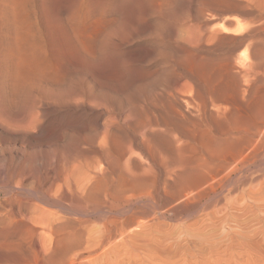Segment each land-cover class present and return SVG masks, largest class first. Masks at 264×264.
Returning a JSON list of instances; mask_svg holds the SVG:
<instances>
[{"label":"rangeland","instance_id":"1","mask_svg":"<svg viewBox=\"0 0 264 264\" xmlns=\"http://www.w3.org/2000/svg\"><path fill=\"white\" fill-rule=\"evenodd\" d=\"M18 2L26 40L22 92L13 78L8 88L0 80L2 102H12L4 104L6 133L0 131V264H40L43 256L53 264H264V0ZM19 111L22 127L15 124ZM257 127L258 148H245L246 165L231 172ZM168 137L182 139L198 161L218 155L231 167L214 179L211 169H198L197 185L170 179L155 166L169 151ZM127 144L134 149L132 173L149 161L141 163L149 173L142 178L140 171L136 191L111 182L120 172L115 157ZM88 175L109 179L102 183L110 187ZM84 181H98L103 200L105 191L115 192L106 201L117 199L88 202ZM110 216L120 224L116 235L108 231Z\"/></svg>","mask_w":264,"mask_h":264},{"label":"bare ground","instance_id":"2","mask_svg":"<svg viewBox=\"0 0 264 264\" xmlns=\"http://www.w3.org/2000/svg\"><path fill=\"white\" fill-rule=\"evenodd\" d=\"M21 1V0H20ZM20 5H22L21 3L19 4V2H18V0H0V80L2 81V80H4V83H6V82H9L8 81V79L9 78H13V82H14V84H15V86H16V93H17V95L19 96L20 95V92H22V90H21V78H20V69L22 70V64L25 62L24 60V62L22 61V59L24 58L25 59V54H24V52H23V50H25L24 48H22V45L24 44L23 42H26V40H24V38H25V36L23 37V35H22V32L23 31H25V30H23V23H24V21L22 20L21 21V19H22V17H21V11H20V7H21V9H22V6H20ZM52 20V19H51ZM47 21L49 22L50 21V18H48L47 19ZM21 22H22V25H21ZM47 22V23H48ZM52 22L53 21H51V23L50 24H47V26H50L51 27V24H52ZM54 23V22H53ZM53 26V25H52ZM49 27V28H50ZM205 27V26H204ZM48 28V29H49ZM53 29H55V27H52ZM207 28V27H206ZM209 28V27H208ZM204 29V28H203ZM210 29V31H211V28H209ZM23 30V31H22ZM50 31V30H49ZM48 31V32H49ZM209 31V30H208ZM51 32V31H50ZM23 34H25L24 32H23ZM52 34H53V32H52ZM49 35H51L50 33H49ZM200 35V34H199ZM201 35H202V33H201ZM50 37V36H49ZM25 45V44H24ZM23 45V46H24ZM25 47V46H24ZM23 49V50H22ZM257 53V52H256ZM253 54V53H252ZM248 58H249V56H248ZM241 59H243V57L241 58ZM245 59V58H244ZM243 59V60H244ZM250 59V58H249ZM242 61V60H241ZM23 62V63H22ZM202 62V61H201ZM240 63H242V62H240ZM242 65H240V67H241ZM244 68V67H243ZM13 69H14V71H13ZM175 69V68H174ZM190 70H191V68H190ZM40 71V70H39ZM13 72H15V74L13 73ZM12 74H14V76H12ZM245 75V74H244ZM23 77V76H22ZM173 77V76H172ZM180 77V76H179ZM239 77V76H238ZM251 77H253V76H251ZM177 78V77H176ZM176 78L174 79V80H176ZM232 78V77H231ZM241 78V77H240ZM237 79V78H236ZM239 79V78H238ZM243 79H244V77H243ZM10 80V79H9ZM11 81V80H10ZM24 81V80H23ZM214 82V81H213ZM216 82V81H215ZM238 82H239V87L241 88L242 86H243V84H242V82H241V80H238ZM3 83V82H2ZM2 83H1V86H3L2 85ZM177 83V82H176ZM249 83V82H248ZM7 84V83H6ZM9 84H10V82H9ZM9 84H7V88H8V85ZM13 84V85H14ZM11 85V84H10ZM0 86V87H1ZM211 86V85H210ZM10 87V86H9ZM22 87H25V85L24 86H22ZM208 87V86H207ZM7 88H4L5 89V92H6V89ZM26 88V87H25ZM253 88H255V87H253ZM12 89H14L13 87H12ZM215 89V88H214ZM242 89H243V87H242ZM245 89V88H244ZM248 89V88H247ZM3 90V89H2ZM229 90V89H228ZM255 90V89H254ZM253 90V91H254ZM8 91V90H7ZM10 92V91H9ZM8 92V93H9ZM12 92V94H13V91H11ZM10 92V93H11ZM167 92V91H166ZM213 92V91H212ZM235 92V91H234ZM7 93V94H8ZM196 93V92H195ZM2 94H3V91H2ZM4 95V94H3ZM22 95V94H21ZM169 95H171V94H168V96ZM174 95V94H173ZM173 95H171V96H173ZM2 95L0 94V97H1ZM6 96L7 95H5V98H6ZM8 96H9V94H8ZM7 96V98L9 99V97ZM174 96H176V95H174ZM173 96V97H174ZM4 97V96H3ZM177 97V96H176ZM176 97H175V99L173 100V98H171V104L173 103L172 102V100L173 101H175L176 100ZM182 97V96H181ZM13 99V96L12 97H10V99ZM20 99V98H19ZM170 99V98H169ZM188 99V98H187ZM192 99L193 100H195V98H193L192 97ZM6 100V99H5ZM25 100V99H24ZM168 100V99H167ZM177 100H178V98H177ZM184 100V99H183ZM192 100V101H193ZM261 100V99H260ZM2 101H4L3 99H2V97L0 98V131L1 132H5V129H4V126H5V123L7 122V116H6V113H7V111H6V109H5V107H4V104L6 103V102H11V100H9V101H7L6 100V102L4 103V102H2ZM19 101V100H18ZM17 101V102H18ZM2 102V103H1ZM22 102V101H21ZM167 103H168V101H166ZM179 101H176L175 103L178 105L179 103H178ZM189 102V100H186V104ZM12 103V102H11ZM15 103V102H14ZM182 103V102H181ZM190 103H192L191 102V100H190V102L188 103L189 104V106H190ZM3 104V105H2ZM7 104V103H6ZM256 104V103H255ZM8 105L10 106L11 104H9L8 103ZM13 105V104H12ZM16 105V104H15ZM21 105V104H20ZM20 105H17L18 107V109L20 108ZM170 105V104H169ZM192 105H194V102H193V104H191V106L190 107H194V106H192ZM195 105H197L196 103H195ZM171 106V105H170ZM176 106V105H175ZM174 106V108H176ZM184 106V105H183ZM186 106H188V105H186ZM185 106V107H186ZM181 107V106H180ZM179 107V105H178V108H180ZM198 107V106H197ZM6 108H8V107H6ZM9 108H12V106L11 107H9ZM16 108V107H15ZM49 108H51V107H49ZM48 108V109H49ZM158 108V107H157ZM177 108V109H178ZM188 108V107H187ZM196 108V107H195ZM13 109V108H12ZM47 109V110H48ZM176 109V110H177ZM181 109V108H180ZM186 109V108H185ZM194 109V108H193ZM192 109V110H193ZM52 110V109H51ZM153 110H155V109H153ZM179 110V109H178ZM182 110V109H181ZM188 110V109H187ZM16 111V110H15ZM180 111V110H179ZM223 111V110H222ZM47 112H49V111H47ZM150 112V111H149ZM177 112V111H176ZM189 112H190V110H189ZM197 112V111H196ZM218 112V111H217ZM12 113V112H11ZM23 113V112H22ZM147 113H148V111H147ZM156 113V112H155ZM174 113V112H173ZM181 113H183V112H181ZM185 113V112H184ZM188 113V112H187ZM193 113V112H192ZM216 113V112H215ZM153 114V113H152ZM168 114V113H167ZM178 114V113H177ZM190 114H191V112H190ZM198 114V113H197ZM150 115V114H149ZM154 115H156V114H154ZM161 115V114H160ZM169 115V114H168ZM179 115V114H178ZM192 115V114H191ZM191 115H190V117H191ZM177 116V115H176ZM182 116H183V114H182ZM193 116V115H192ZM195 116H197L198 117V115H196L195 114ZM194 116V118H196ZM30 117V116H29ZM150 117V116H149ZM31 119H32V117H30ZM34 118L35 117H33V119L32 120H34ZM177 118V117H176ZM178 118H179V116H178ZM177 118V119H178ZM181 118V117H180ZM183 119H184V116L182 117ZM186 118H188V116H186ZM183 119H182V121H183ZM189 120H190V118H189ZM234 120H235V118H234ZM22 121H23V119H22V117H21V114H20V111H19V113H17L16 114V119H15V124H16V126H21V124H22ZM180 121H181V119H180ZM187 121V120H186ZM185 121V122H186ZM194 121V120H193ZM12 122V121H11ZM185 122H183V123H185ZM197 122V121H196ZM195 122V123H196ZM218 122V121H217ZM13 123H14V121H13ZM27 123V122H26ZM32 123V122H31ZM36 123V122H35ZM142 123H143V121H142ZM160 123V122H159ZM264 123V122H263ZM34 124V123H33ZM145 124V122L143 123V125ZM149 124V123H148ZM193 124V123H192ZM248 124V123H247ZM257 124H259V123H257ZM142 125V124H141ZM159 125V124H158ZM158 125H157V127H158ZM195 125V124H194ZM36 126H38V125H36ZM46 126V125H45ZM147 126V125H146ZM149 126V125H148ZM150 126H151V124H150ZM149 126V127H150ZM231 126V125H230ZM235 126V125H234ZM238 126V125H237ZM255 126V125H254ZM12 127V126H11ZM22 127V126H21ZM26 127H28V130L30 129L29 128V126H26ZM34 127V126H33ZM32 127V128H33ZM47 127V126H46ZM49 127V126H48ZM163 127V126H162ZM238 127H240V126H238ZM237 127V130L239 129ZM248 127V126H247ZM15 128V127H14ZM53 128V127H52ZM141 128V127H140ZM144 128H146V127H144ZM148 128V127H147ZM156 128V127H155ZM242 128H244V127H242ZM22 129H24V127L22 128ZM48 129V128H47ZM50 129V128H49ZM139 129V128H138ZM177 129V128H176ZM140 130V129H139ZM146 129H144V131H145ZM154 130V129H153ZM162 130H164V129H162ZM161 130V131H162ZM171 130V129H170ZM230 130V129H229ZM232 130H233V128H232ZM237 130H235V131H237ZM251 130V129H250ZM47 131V130H46ZM52 131H53V129H52ZM52 131H50L51 133H52ZM142 131V130H141ZM141 131H139L140 133H141ZM196 131H198L197 129H196ZM235 131H234V133H235ZM244 131H245V129H244ZM247 131V130H246ZM253 131V130H252ZM95 132V131H94ZM98 132V131H97ZM108 132V131H107ZM111 132V131H110ZM127 132V131H126ZM146 132V131H145ZM172 132V131H171ZM242 132V131H241ZM248 132V131H247ZM260 132V128L259 127H257L256 128V131L255 132H253V135H250V136H246V144H245V147H243V150H241V152L239 153V162H238V164H236V166H232V168H231V172L232 171H235L236 169H238L240 166H245L246 165V162L248 161V158H249V156L250 155H248V154H246L245 153V151H244V149L245 148H247L248 150H251V148H255V147H257V142H255V140L256 141H258L257 139H254V137L255 136H257V134ZM6 133V132H5ZM47 133H48V131H47ZM50 133V134H51ZM101 133V132H100ZM123 133V132H122ZM143 133V132H142ZM162 133V132H161ZM230 133V132H229ZM231 133H233V132H231ZM262 133V132H261ZM2 133H0V136H3V135H1ZM133 134V133H132ZM173 134V133H172ZM175 134V133H174ZM236 134V133H235ZM247 134V133H246ZM249 134H251L250 132H249ZM99 135V134H98ZM127 135V134H126ZM133 135H135L136 136V134H133ZM146 134H144V136H145ZM177 135V134H176ZM223 135V134H222ZM232 135V134H231ZM240 135V134H239ZM238 135V136H239ZM262 135V134H261ZM121 136V135H120ZM235 136V135H234ZM238 136H236V137H238ZM245 136V135H244ZM4 137V136H3ZM99 137V136H98ZM123 137V136H122ZM141 137H143V136H141ZM175 138H176V136H174ZM1 138V137H0ZM129 138V137H128ZM145 138V137H144ZM143 138V139H144ZM153 138V137H152ZM180 138V137H179ZM178 138V139H179ZM241 138V137H240ZM2 139V138H1ZM4 139V138H3ZM92 139H94V138H92ZM209 139V138H208ZM227 139V138H226ZM242 139V138H241ZM259 139V138H258ZM260 139H262V138H260ZM138 140V139H137ZM159 140V139H158ZM182 139H180V142H182L181 141ZM220 140H221V138H220ZM220 140L218 141V140H216L215 141V146L218 148V147H221L220 145H221V142H220ZM111 141V140H110ZM116 141H117V139H116ZM131 141V140H130ZM143 141V140H142ZM233 141V140H232ZM237 141V140H236ZM124 142V141H123ZM129 142V141H128ZM138 142V141H137ZM180 142H178V140H175V139H172V138H169L168 137V139H167V141H166V144H167V149H169V151L166 153V155H165V157H161V159H159L158 160V162L157 161H154V162H157V164L155 165V166H157V167H159V168H161L162 170H164V175H165V173H166V176L168 177V178H173V177H177L176 179H178L179 178V180H181V181H185V183H187L186 181H188V182H195V185H197V183H198V169H200V168H208V169H211V173H209V177H211V178H215L214 177V174L215 173H218V172H220V171H223V170H226V169H228L229 167H231V165H230V162L227 160V159H225V160H223L222 158H220V157H218V155L216 156H213L212 157V159L211 160H206L205 158L203 159V160H201V161H198V156H195L194 158L193 157H191L190 155H187V153H186V151H185V149L182 147V145L180 144ZM222 142H224V141H222ZM233 142H235V141H233ZM262 142V141H261ZM105 143V142H104ZM132 143V142H131ZM149 143H151V142H149ZM182 143H184V142H182ZM237 143H239L238 141H237ZM117 144V143H116ZM143 144V143H142ZM145 144V143H144ZM146 145V144H145ZM188 145V144H187ZM104 146V145H103ZM123 146H124V144H123ZM133 146H134V144H133ZM144 146V145H143ZM191 146V145H190ZM196 146V145H195ZM244 146V145H243ZM101 147H102V145H101ZM136 147V146H135ZM103 148V147H102ZM109 148V147H108ZM132 144H127V147L126 148H124V149H122V150H119L120 151V153H118L117 154V156L115 157V160H114V162H115V165L114 166H116V169H118L120 172L116 175V177H113V175H112V178H111V182L112 183H115V184H118V185H116L117 187H119V185H121L123 182H127V183H129V185H132L131 187L133 188V185H136L135 187H137V185L138 184H140L141 182H142V179L140 178V176L138 175L139 173H140V171H142L143 172V170L141 169V168H143V167H145L146 168V166H144L143 165V167H141V163H142V159H141V157H140V160H142L141 162L140 161H138V159H136L137 161H138V163L140 162V171H137V169H134V171H137L138 172V174L136 175V174H134V173H132V170H131V163L130 162H132L131 161V158H133V157H131V156H133L134 154H132V155H130V153H134L133 151H134V149L132 150ZM142 148V147H141ZM187 148V147H186ZM258 148V147H257ZM117 149H119V148H117ZM208 149V148H207ZM101 150V149H100ZM247 150V151H248ZM254 150V149H253ZM144 151V150H143ZM153 151H154V149H153ZM194 151V150H193ZM116 152V151H115ZM196 153H197V151H195ZM107 153H109V151L107 152ZM135 153H137V152H135ZM142 153V152H141ZM105 154V153H104ZM113 154V153H112ZM139 155V154H138ZM142 155V154H141ZM128 156V157H127ZM160 156H162V155H160ZM127 157V159H125ZM205 157V156H204ZM137 158V157H136ZM155 158V157H154ZM227 158V157H226ZM125 159V160H124ZM146 159H147V157H146ZM153 159V158H152ZM122 160H124L125 161V163H123L122 164ZM123 161V162H124ZM147 162V164H148V160L146 161L145 160V162L143 161V163H146ZM153 162V161H152ZM5 163V162H4ZM138 163H136V164H138ZM142 163V164H143ZM110 164V163H109ZM151 163H149V165H150ZM133 165V164H132ZM155 166H154V168H155ZM149 167V166H148ZM147 167V170L149 169L150 170V168H153V165L150 167V168H148ZM135 168H137V165H136V167ZM153 168V169H154ZM102 169V172H103V170H104V168H101ZM152 169V170H153ZM139 170V169H138ZM146 170V169H145ZM144 170V171H145ZM146 170V171H147ZM62 171V170H61ZM94 171V170H93ZM96 171H98V170H96ZM101 171V170H100ZM230 171V170H229ZM109 172V171H108ZM108 172L106 171L105 173L109 176V174H108ZM140 173L141 174V177H142V174H144V172L143 173ZM230 172V173H231ZM92 173H94V172H92ZM97 173V172H96ZM112 173V172H111ZM149 173V172H148ZM148 173H145L146 175H148ZM158 173V172H157ZM144 174V175H145ZM156 174V173H155ZM90 175V174H89ZM89 175L86 177L87 179L89 178V179H100V178H97V177H92V178H90L91 177V175H90V177H89ZM95 175V174H94ZM95 176H97V175H95ZM155 176V175H154ZM153 176V177H154ZM144 177V176H143ZM142 177V178H143ZM148 177V176H147ZM152 177V178H153ZM109 178V177H108ZM145 178V177H144ZM58 179V178H57ZM88 179V180H89ZM9 180V179H8ZM101 180V182H99L100 183V185H101V183H102V180H105V179H100ZM10 181H11V179H10ZM87 181V180H86ZM90 181H93V180H90ZM105 181H109V179L108 180H105ZM105 181H103L104 183H102V185H105ZM155 181V180H154ZM211 181V180H210ZM213 181V180H212ZM107 183V182H106ZM182 183V182H181ZM66 184V183H65ZM92 183H90V187L89 186H87V183L84 181V183H83V185H86L88 188H86V186H83V185H81V187L83 186V187H85V189H87V191H85L84 190V188H83V192L84 193H87V195H86V197H85V195H84V193L82 192V191H80L79 189H81V187L80 188H76L77 189V191H80V193H82L83 194V198L85 197V199H87L88 197L89 198H92L93 200H94V198L96 199V198H98V200H96L95 202V204H97V202H102L101 200H103V196L101 195L102 194V192L100 191L101 189H99V187H98V181H96V182H94L92 185H91ZM108 184V183H107ZM111 184V183H110ZM114 184V185H115ZM71 185V184H70ZM79 185V184H78ZM78 185H77V187H78ZM145 185H147V184H145ZM187 185H189L188 183H187ZM106 187H110V186H108V185H105ZM139 186V185H138ZM142 186V185H141ZM140 186V187H141ZM144 186V185H143ZM115 188L114 189V191H116V192H118L117 194H119L120 192H119V190H120V188ZM130 187V188H131ZM145 187V186H144ZM70 188V187H69ZM69 188H68V190H69ZM100 188H102V186H100ZM125 188H126V186H125ZM125 188H123L124 190H125V194H126V189ZM131 188V190H135V188H133L132 189ZM57 189H59V188H57ZM103 189V188H102ZM137 189H141V188H137ZM136 189V190H137ZM73 190H74V188H73ZM129 191L128 190V193L129 192H132V191ZM135 190V191H136ZM142 190H144V188H142ZM187 190V189H186ZM42 192V191H41ZM71 192V191H70ZM103 192H104V190H103ZM138 192V191H137ZM137 192H135L134 193V191H133V193L134 194H136ZM142 192V191H141ZM51 193V192H50ZM53 193V192H52ZM78 193V192H77ZM79 193V194H80ZM114 193L115 192H113V191H108V192H104V200H103V202H105L106 201V197H113V195H114ZM127 193V194H128ZM133 193H131V195L132 196H134V194ZM56 194H57V192H56ZM78 194V195H79ZM82 194H80L79 196H81ZM117 194H116V196H117ZM124 194V195H125ZM126 194V195H127ZM73 195V194H72ZM75 195H77L76 194V191H75ZM192 195V194H191ZM74 196V195H73ZM100 196L102 197V199L101 200H99L100 199ZM123 196V194H121L120 196L118 195L117 197H122ZM128 196L131 198V196L128 194ZM69 197H71V196H69ZM125 197H127V196H124L123 198H125ZM128 197V198H129ZM77 198V196L76 197H74V200ZM88 198V199H89ZM118 198V199H119ZM122 198V199H123ZM127 198V199H128ZM129 198V199H130ZM191 198V197H190ZM48 200H49V198H47ZM87 199V201L89 202L90 200H88ZM91 199V200H92ZM108 199V198H107ZM111 199V198H110ZM117 199V198H116ZM116 199H114V201L116 200ZM77 200H79L78 198H77ZM92 200V201H93ZM83 201H85L84 199H83ZM108 201V204L109 203H111L112 201L111 200H107ZM106 201V202H107ZM109 201H111V202H109ZM113 201V202H114ZM124 201V200H123ZM79 202H82V200L80 199L79 200ZM103 202L102 203H98L99 205L101 204H103ZM120 202V201H119ZM118 201H117V203H119ZM130 202H132V201H130ZM65 203V202H64ZM92 203V202H91ZM116 203V202H115ZM116 203V204H117ZM128 203H129V200H128ZM92 204H94V203H92ZM94 204V205H95ZM97 204V205H98ZM107 204V203H106ZM107 204V205H108ZM111 204H113V203H111ZM58 205V204H57ZM96 205V206H97ZM105 204H103V206H104ZM118 205V204H117ZM119 206H121V205H119ZM124 206H126V204L124 205ZM129 205H127V207H128ZM110 207H112L111 205H110ZM126 207V208H127ZM113 209L114 208H116V207H112ZM118 208H120V207H118ZM123 208V207H122ZM121 208V209H122ZM130 208V207H129ZM97 210V209H96ZM96 210H94L95 212H97ZM98 210H100V208L98 209ZM102 210V209H101ZM103 210H105V209H103ZM102 210V211H103ZM118 210V209H117ZM123 210V209H122ZM101 211V212H102ZM106 211V210H105ZM120 211V210H119ZM125 211V210H124ZM128 211V210H127ZM13 213V212H12ZM11 213V214H12ZM99 213V212H98ZM97 213V214H98ZM104 213V212H103ZM108 213V212H107ZM109 213H111L110 212V210H109ZM113 213V212H112ZM119 213V212H118ZM122 215L124 214V212L122 213V211L120 212ZM126 213V212H125ZM96 214V213H95ZM121 214H118V215H120L121 216ZM111 215V214H110ZM10 217H12V216H10ZM10 217H8V218H10ZM22 217V216H21ZM114 217H116V215H114ZM118 217V216H117ZM7 218V219H8ZM22 218H24V217H22ZM63 218V217H62ZM113 218V217H112ZM112 218H111V216H110V219L112 220ZM11 219V218H10ZM25 219H27V218H25ZM106 219V218H105ZM108 219V218H107ZM15 220H16V218H15ZM65 220V219H64ZM110 220V221H111ZM118 220V219H117ZM120 220V219H119ZM7 221H9V220H7ZM24 221V220H23ZM59 221V220H58ZM57 221V222H58ZM82 222H83V220H81ZM10 222H12V220L11 221H9L8 222V224H6L7 226H9V232H11V229H10V227L12 226H10ZM14 222V221H13ZM13 222H12V224H13ZM26 222V221H25ZM54 222V221H53ZM81 222V223H82ZM85 222H88L87 220H85ZM106 222V221H105ZM105 222H103L102 223V225L105 223ZM109 222V221H108ZM107 223V222H106ZM121 223V222H120ZM1 224V223H0ZM21 224V223H20ZM70 224V223H69ZM83 224V223H82ZM114 224V225H113ZM118 222L116 221V219L115 220H112V229H109L108 231H110L109 233H111L110 235H112L115 231H116V229H117V226L118 225H120V224H118ZM122 224V223H121ZM31 225V224H30ZM105 225V224H104ZM107 226H108V224H106ZM110 225H111V223H110ZM7 226L6 227H4V228H6L7 229ZM76 226V225H75ZM80 226V225H79ZM122 226V225H121ZM18 227V226H17ZM81 227H83V225H81ZM119 228H120V226H118ZM3 228V227H2ZM12 228V231H14L13 230V228H14V226L13 227H11ZM16 228V227H15ZM33 228V227H32ZM78 228V227H77ZM76 228V229H77ZM102 228V227H101ZM104 228H106V227H103V229ZM122 228V227H121ZM6 229H4V230H6ZM50 229H51V231H53V232H58L59 230H60V228L57 226H54V225H51L50 226ZM74 229H75V227H74ZM80 229V228H79ZM102 229V230H103ZM106 229H108V228H106ZM8 230V229H7ZM6 230V231H7ZM17 230H20L19 228L17 229L16 228V231ZM31 230V229H30ZM69 230V229H68ZM71 230H73V228L71 229ZM102 230H101V232H102ZM105 230V229H104ZM115 230V231H114ZM118 230V229H117ZM65 231V230H64ZM75 231V230H74ZM84 231V230H83ZM112 231H114L113 233H112ZM1 232V231H0ZM5 231H3V233H4ZM85 232V231H84ZM83 232V233H84ZM116 232H118V231H116ZM115 232V233H116ZM120 232V231H119ZM2 233V232H1ZM0 233V234H1ZM16 233V232H15ZM19 233V232H18ZM74 233V232H73ZM72 233V234H73ZM80 233H81V231H80ZM86 233V232H85ZM85 233L83 234L84 236H85ZM107 233V232H106ZM114 233V234H115ZM13 234H14V232H13ZM12 234V235H13ZM24 234V233H23ZM33 234V233H32ZM31 234V235H32ZM52 234V233H51ZM65 233H63V235H64ZM77 233H75V235H76ZM104 234H105V232H104ZM108 234V233H107ZM113 234V235H114ZM4 235V234H3ZM5 235H6V233H5ZM7 235H8V233H7ZM10 235V234H9ZM16 235H18V234H16ZM19 235H20V233H19ZM54 235V234H53ZM78 235V234H77ZM82 235V236H83ZM106 235V234H105ZM105 235H104V238H109L107 235V237H105ZM109 235V234H108ZM116 235V234H115ZM1 236V235H0ZM80 236V235H79ZM101 236H102V234H101ZM8 237V236H7ZM10 237V236H9ZM9 237L8 238H5L6 240L7 239H9ZM33 237V236H32ZM55 237V236H54ZM58 236L56 235V237H55V239L57 238ZM64 237V236H63ZM69 237V236H68ZM72 237V236H71ZM74 238H75V236H73ZM78 237V236H77ZM76 237V238H77ZM81 237V236H80ZM114 237V236H113ZM79 238V237H78ZM76 239V240H82V239ZM103 238V237H102ZM111 238V237H110ZM4 239V238H3ZM58 239H60V237L58 238ZM66 239V238H65ZM73 238H71V240H72ZM100 239V238H99ZM61 240V239H60ZM75 240V239H74ZM103 240V239H102ZM105 240V239H104ZM108 239H106L105 241H107ZM70 241V240H69ZM69 241H67V239H66V242H69ZM110 241H113V239L111 238V240ZM11 242H13V241H11ZM56 242H57V240H56ZM60 242V241H59ZM71 242V241H70ZM73 243L75 242V241H72ZM71 242V243H72ZM114 242V241H113ZM0 243H1V241H0ZM72 243V244H73ZM79 243V242H78ZM106 243V242H105ZM105 243L103 244V246H105ZM110 243V242H109ZM6 244V243H5ZM16 244H17V241H16ZM57 244H59V243H57ZM64 244H70V243H63V245ZM4 244L2 243V246H3ZM14 245V244H13ZM76 245V244H75ZM5 246V245H4ZM6 248H7V245L5 246ZM71 247V246H70ZM2 248V247H1ZM5 248V249H6ZM65 249V248H64ZM7 250V249H6ZM8 250H9V246H8ZM5 251V250H4ZM39 257H41V256H39ZM44 257V256H43ZM43 257H41V259H40V264H42V263H47V264H50L49 262H52V261H49V262H47L46 260L47 259H44ZM38 258V257H37ZM38 260V259H37ZM44 260L46 261V262H44ZM53 263H55V262H52V264Z\"/></svg>","mask_w":264,"mask_h":264}]
</instances>
